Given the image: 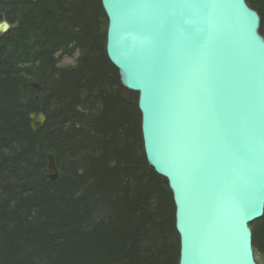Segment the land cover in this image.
<instances>
[{
    "label": "trees",
    "instance_id": "16d2710c",
    "mask_svg": "<svg viewBox=\"0 0 264 264\" xmlns=\"http://www.w3.org/2000/svg\"><path fill=\"white\" fill-rule=\"evenodd\" d=\"M246 4L264 39V0ZM3 21L0 264H179L172 194L146 162L138 95L107 59L101 0H0ZM30 114L45 117L38 132ZM249 227L258 263L264 214Z\"/></svg>",
    "mask_w": 264,
    "mask_h": 264
},
{
    "label": "water",
    "instance_id": "95a60500",
    "mask_svg": "<svg viewBox=\"0 0 264 264\" xmlns=\"http://www.w3.org/2000/svg\"><path fill=\"white\" fill-rule=\"evenodd\" d=\"M106 56L138 95L147 164L167 181L179 264H257L264 39L246 0H101ZM0 23V34L8 31ZM38 132L42 114L29 115ZM48 169L57 179L51 156Z\"/></svg>",
    "mask_w": 264,
    "mask_h": 264
},
{
    "label": "rangeland",
    "instance_id": "374dc122",
    "mask_svg": "<svg viewBox=\"0 0 264 264\" xmlns=\"http://www.w3.org/2000/svg\"><path fill=\"white\" fill-rule=\"evenodd\" d=\"M9 29H10V27H9ZM75 57L76 56H73V58L64 57V58L60 59L59 60V66L60 67H70V66H73L74 65ZM256 261H258L257 264H264V257L263 258L262 257L257 258Z\"/></svg>",
    "mask_w": 264,
    "mask_h": 264
},
{
    "label": "bare ground",
    "instance_id": "6f19581e",
    "mask_svg": "<svg viewBox=\"0 0 264 264\" xmlns=\"http://www.w3.org/2000/svg\"><path fill=\"white\" fill-rule=\"evenodd\" d=\"M51 172V171H50Z\"/></svg>",
    "mask_w": 264,
    "mask_h": 264
}]
</instances>
